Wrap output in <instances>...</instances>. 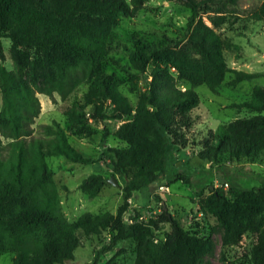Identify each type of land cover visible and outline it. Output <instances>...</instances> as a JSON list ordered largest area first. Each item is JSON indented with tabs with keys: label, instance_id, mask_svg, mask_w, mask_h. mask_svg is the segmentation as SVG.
I'll return each mask as SVG.
<instances>
[{
	"label": "trees",
	"instance_id": "obj_1",
	"mask_svg": "<svg viewBox=\"0 0 264 264\" xmlns=\"http://www.w3.org/2000/svg\"><path fill=\"white\" fill-rule=\"evenodd\" d=\"M176 1L190 10L184 31L163 33L153 43L129 48L133 72L123 77L107 66L120 44L114 29L123 17L136 15L146 0H0V57L5 59L3 38H9L13 60L12 68L0 61V257L11 251L14 264H65L74 259L81 234L105 231L109 241L87 264H120L117 254L104 263L99 257L125 241L134 245L133 264H199L213 250L211 236L187 229L167 210L149 220L125 218L134 194L166 172L170 144L188 140L186 133L194 124L191 112L200 104L195 87L206 84L218 91L231 70L225 51L237 47L217 28L232 22L229 5L238 0ZM253 17L264 20V2ZM235 72L234 82L260 75ZM135 79L144 82L136 103L122 90ZM180 80L187 84L180 85ZM82 87V100L64 109L66 125L54 119L35 129L39 92L54 100L58 93L65 100ZM238 105L258 113L205 133L197 153L202 161L222 166L242 157L264 158V85L254 86L251 98ZM108 120L122 122L113 130ZM94 121L103 125V154L122 179L123 201L115 213L87 211L71 221L49 159L65 155L90 160L69 137L74 133L93 138L99 132ZM110 136L120 145L108 144ZM178 179L190 182L185 175L173 181ZM106 182L105 174L91 173L80 188L95 197ZM199 208L224 228L226 248L251 236L240 264H264V176L257 186L231 185L230 195L215 187L200 195ZM165 223L170 231L157 238Z\"/></svg>",
	"mask_w": 264,
	"mask_h": 264
},
{
	"label": "rangeland",
	"instance_id": "obj_2",
	"mask_svg": "<svg viewBox=\"0 0 264 264\" xmlns=\"http://www.w3.org/2000/svg\"><path fill=\"white\" fill-rule=\"evenodd\" d=\"M263 2L264 0H238L236 4L229 5L232 22L217 30L237 44L236 48L225 51L231 70L227 72L218 91L211 90L206 84L195 87L200 96V104L191 112L194 124L186 133L188 140L184 145L170 144L166 172L155 182L137 191L130 199V208L125 213L126 219L142 215L143 220H149L167 210L182 219L187 229L199 230L202 234L211 236L214 248L199 264H240L241 253L251 247L252 238L247 236L241 244L226 248L223 245L224 228L219 225L215 216L200 210L199 199L200 195H207L215 187L224 188L227 195H230L231 185L253 187L261 184V176H264V158L253 161L242 157L217 166L202 161L197 153L201 147L200 139L210 129H216L221 123L237 117L258 113L238 104L251 98L254 86L264 85V20H255L253 17V13ZM189 14L190 10L176 0H146L136 15L123 17L121 23L115 27L114 32L120 44L107 58L108 68L117 70L123 77L129 76L133 70L128 65V49L139 42L153 43L163 33L181 34ZM204 18L210 23L207 16ZM10 46V39L3 38L5 59L0 57V61L8 68L13 67ZM235 69L259 72L260 75L234 82L237 76ZM183 84L187 83L180 80V85ZM143 87L144 82L135 79L124 83L122 90L136 103L138 93ZM38 96L41 112L33 123L37 130L41 123L52 122L54 119L66 125L64 109L75 99L82 100L83 87L65 100L58 93H55V100L41 92ZM1 104L0 93V107ZM87 110L90 111L91 108L88 106ZM261 113L264 114V109ZM121 122L108 120L107 124L115 130ZM94 125L99 127V132L93 138L74 133L69 137L71 144L90 160H74L65 155L49 159L60 188L63 209L71 221L78 220L87 211L94 215L106 211L115 213L123 201L122 188L109 180L115 175L122 184L120 175L113 172L111 165H107L110 159L103 154V125L98 121H94ZM117 141L114 136H110L107 143L120 145ZM99 172L107 176V182L97 196L90 197L81 190L80 183L89 174ZM177 175H185L190 182L181 179L173 181ZM170 229V224L165 223L162 229L157 230V238H164ZM108 241L106 231L100 235L81 234V244L75 250L74 259H67L65 264L92 262ZM114 254H117L116 258L120 264H133L135 261L136 254L131 241L121 242L116 249L101 254L99 262H106ZM14 257V252H5L0 257V264H14Z\"/></svg>",
	"mask_w": 264,
	"mask_h": 264
},
{
	"label": "water",
	"instance_id": "obj_3",
	"mask_svg": "<svg viewBox=\"0 0 264 264\" xmlns=\"http://www.w3.org/2000/svg\"><path fill=\"white\" fill-rule=\"evenodd\" d=\"M109 180L114 183L115 185H118L120 187H122V184L119 182V180L117 179V177L115 175H112Z\"/></svg>",
	"mask_w": 264,
	"mask_h": 264
},
{
	"label": "built area",
	"instance_id": "obj_4",
	"mask_svg": "<svg viewBox=\"0 0 264 264\" xmlns=\"http://www.w3.org/2000/svg\"><path fill=\"white\" fill-rule=\"evenodd\" d=\"M138 218L143 219L144 217L142 215H140ZM129 220L132 221V219H129Z\"/></svg>",
	"mask_w": 264,
	"mask_h": 264
}]
</instances>
